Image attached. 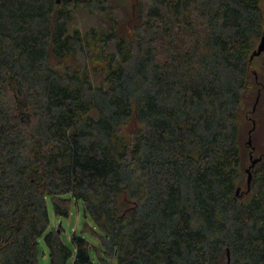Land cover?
Here are the masks:
<instances>
[{
    "label": "trees",
    "instance_id": "trees-1",
    "mask_svg": "<svg viewBox=\"0 0 264 264\" xmlns=\"http://www.w3.org/2000/svg\"><path fill=\"white\" fill-rule=\"evenodd\" d=\"M103 2L0 0V264H37L41 237L50 264H92L45 199L79 201L117 264H264V152L241 185L264 0H128L69 28Z\"/></svg>",
    "mask_w": 264,
    "mask_h": 264
},
{
    "label": "rangeland",
    "instance_id": "rangeland-1",
    "mask_svg": "<svg viewBox=\"0 0 264 264\" xmlns=\"http://www.w3.org/2000/svg\"><path fill=\"white\" fill-rule=\"evenodd\" d=\"M87 1V0H86ZM116 2L117 6H114L113 9L108 8V4H113ZM127 3L128 0H106V2L101 5H103L104 9L100 10V7L94 8L95 11H88L86 8H74L72 19L69 24L70 29H74V27H77L79 30H81V33L88 31V29H98L101 27H104L105 25L102 23L101 16L108 14L113 15V17H125L128 15L127 11ZM100 5V6H101ZM107 7V8H106ZM263 55L255 56V59L252 63V69L258 72V69L263 64ZM260 75V74H259ZM253 101H250L248 103L247 108L245 109L246 112H248V123H247V129L250 128L254 123L261 128V132L258 133L257 137L250 138V142L253 144V142L256 144V148L254 145L253 151L251 152L252 159L258 158L261 156V152H264V103L261 105V101L256 102L255 111L253 109ZM251 111H254V115L250 113ZM254 128V125H253ZM249 131V130H248ZM247 139V138H245ZM246 141V140H245ZM253 141V142H252ZM249 151H251L250 147H248ZM249 151H247L249 155ZM246 153V156H248ZM245 165H250V158L248 156V159L246 161ZM246 168V167H245ZM246 173L243 176L241 185L242 189H245V185L243 184L244 180L246 179ZM244 185V186H243ZM45 206H47V218L49 220V229H59V235H60V241L61 243L67 247L68 249L72 250L74 252V247L71 244V236L75 233L78 236H83L85 238V241L87 242L89 246V259H91L92 264H102V260L106 259L109 264H117L116 259L113 257L105 258L103 255V247L100 244V232L97 230L96 227H94L93 221L86 215H84V209L83 205L77 201H71L70 203V212H68V215L66 218H58L53 213L54 209L53 206H51L48 199H45ZM46 231V232H47ZM38 248V255L36 256V262L37 264H50V261L48 259V248L43 243V237L38 241L37 244ZM72 260L71 258L68 259L67 264H71Z\"/></svg>",
    "mask_w": 264,
    "mask_h": 264
},
{
    "label": "water",
    "instance_id": "water-1",
    "mask_svg": "<svg viewBox=\"0 0 264 264\" xmlns=\"http://www.w3.org/2000/svg\"><path fill=\"white\" fill-rule=\"evenodd\" d=\"M263 18H264V15H263ZM256 48L254 49V52H252V54L249 55V60L252 61L253 58L255 56H259V54H262L264 52V26H263V33H262V36L260 38V40L258 41V43L256 44ZM257 100V99H256ZM255 100V101H256ZM257 102V101H256ZM255 109V106L252 110ZM250 133V132H249ZM250 137V136H249ZM247 137L246 139V143L248 145V147H250L251 151L249 152V158H250V165L248 167H246V173H247V178H246V184H247V189L246 190H249L250 189V178H251V169L252 167L259 162V160L261 159V156H259L258 158H255V159H252V156H251V152L253 151V147H252V143L250 142V138Z\"/></svg>",
    "mask_w": 264,
    "mask_h": 264
}]
</instances>
